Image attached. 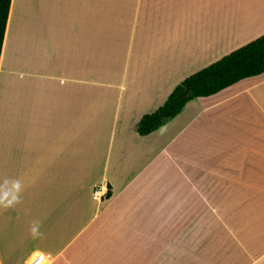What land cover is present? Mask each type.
<instances>
[{"label":"crops","instance_id":"crops-1","mask_svg":"<svg viewBox=\"0 0 264 264\" xmlns=\"http://www.w3.org/2000/svg\"><path fill=\"white\" fill-rule=\"evenodd\" d=\"M263 33L264 0H11L0 179L26 187L0 264H264V72L135 129Z\"/></svg>","mask_w":264,"mask_h":264},{"label":"trees","instance_id":"trees-1","mask_svg":"<svg viewBox=\"0 0 264 264\" xmlns=\"http://www.w3.org/2000/svg\"><path fill=\"white\" fill-rule=\"evenodd\" d=\"M10 1L0 0V53ZM263 72L264 33L183 78L161 105L139 119L136 132L146 135L177 115L188 100L212 95L243 78Z\"/></svg>","mask_w":264,"mask_h":264},{"label":"clouds","instance_id":"clouds-1","mask_svg":"<svg viewBox=\"0 0 264 264\" xmlns=\"http://www.w3.org/2000/svg\"><path fill=\"white\" fill-rule=\"evenodd\" d=\"M25 184L19 177H4L0 179V210L15 208L22 203V194L25 191ZM41 221L33 220L29 226V236L32 239H39L43 233L40 231Z\"/></svg>","mask_w":264,"mask_h":264},{"label":"built area","instance_id":"built-area-1","mask_svg":"<svg viewBox=\"0 0 264 264\" xmlns=\"http://www.w3.org/2000/svg\"><path fill=\"white\" fill-rule=\"evenodd\" d=\"M105 192L102 191V187L96 186L92 190V197L94 199H100L104 196ZM43 262V255L37 254L31 261L30 264H42Z\"/></svg>","mask_w":264,"mask_h":264}]
</instances>
